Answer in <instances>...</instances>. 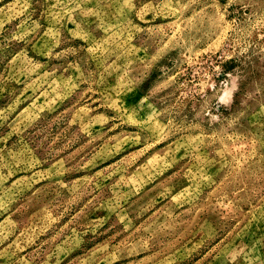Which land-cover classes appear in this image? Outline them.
I'll list each match as a JSON object with an SVG mask.
<instances>
[{
    "label": "rangeland",
    "instance_id": "rangeland-1",
    "mask_svg": "<svg viewBox=\"0 0 264 264\" xmlns=\"http://www.w3.org/2000/svg\"><path fill=\"white\" fill-rule=\"evenodd\" d=\"M0 264H264V0H0Z\"/></svg>",
    "mask_w": 264,
    "mask_h": 264
}]
</instances>
